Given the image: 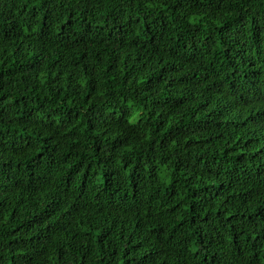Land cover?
<instances>
[{
  "label": "trees",
  "instance_id": "trees-1",
  "mask_svg": "<svg viewBox=\"0 0 264 264\" xmlns=\"http://www.w3.org/2000/svg\"><path fill=\"white\" fill-rule=\"evenodd\" d=\"M0 264H264V0H0Z\"/></svg>",
  "mask_w": 264,
  "mask_h": 264
}]
</instances>
